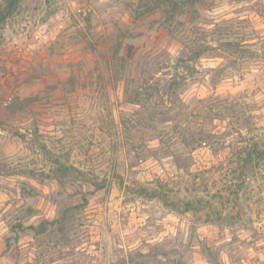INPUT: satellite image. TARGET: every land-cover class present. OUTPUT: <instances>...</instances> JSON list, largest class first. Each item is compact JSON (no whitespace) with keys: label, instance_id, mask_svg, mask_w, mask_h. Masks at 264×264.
Instances as JSON below:
<instances>
[{"label":"rangeland","instance_id":"374dc122","mask_svg":"<svg viewBox=\"0 0 264 264\" xmlns=\"http://www.w3.org/2000/svg\"><path fill=\"white\" fill-rule=\"evenodd\" d=\"M0 31V264H264V194L217 169L264 123V0H20Z\"/></svg>","mask_w":264,"mask_h":264},{"label":"trees","instance_id":"16d2710c","mask_svg":"<svg viewBox=\"0 0 264 264\" xmlns=\"http://www.w3.org/2000/svg\"><path fill=\"white\" fill-rule=\"evenodd\" d=\"M20 0H6V3L3 8H0V29L2 23L5 19L13 12L15 6ZM1 37V31H0ZM116 51L114 52L113 56H116ZM199 55V53L197 54ZM198 57V56H196ZM244 128L246 126H243ZM241 129L238 128V138L232 143V147L227 155L223 157L222 160L219 161L218 170H220L224 176H230L231 179L226 180L225 184L229 187H232V190L229 191V197H231L230 201L240 205V201L246 200L247 196L250 197H257L259 198L262 194H264V123L252 124V127L246 128L245 133L240 131ZM213 136L212 134H206L204 138H210ZM219 137V136H218ZM201 136L195 140V142H201ZM218 140H212L211 143H216ZM213 168H205L196 172H190L193 176V191H198V182L197 179L204 178L205 173L211 172ZM158 184L156 185L153 190L159 195L160 199L163 201L164 205L169 207L174 212L179 211H190L195 210L199 211L202 210V207L205 204L210 205V200L205 196L211 197H218L222 199L223 197L228 198V194H223L220 190H217V194L214 192H210L207 190V186L205 184V193L202 191L200 192H192L189 196L186 197H179L175 196V199H169L167 196L162 194L160 188H162L163 184L161 180H157ZM96 185V184H95ZM100 187V186H96ZM158 190H157V189ZM82 203L79 204L80 206H84L87 203V198L85 193L81 194ZM229 199V198H228ZM77 205V206H79ZM76 206V207H77ZM236 214L240 215L241 207H237ZM224 216L219 215L220 221L223 219ZM59 222L58 218H54L52 220L43 219L37 225H28L23 227L21 224H18V229H32L35 232H43L48 229L49 225H53ZM62 224V221H61Z\"/></svg>","mask_w":264,"mask_h":264},{"label":"built area","instance_id":"2783aa9c","mask_svg":"<svg viewBox=\"0 0 264 264\" xmlns=\"http://www.w3.org/2000/svg\"><path fill=\"white\" fill-rule=\"evenodd\" d=\"M3 103L6 104V101H4Z\"/></svg>","mask_w":264,"mask_h":264}]
</instances>
